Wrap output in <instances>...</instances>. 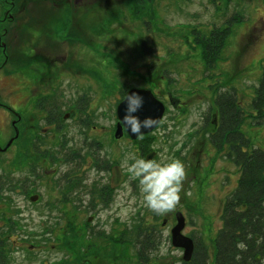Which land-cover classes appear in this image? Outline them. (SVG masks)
<instances>
[{"label":"rangeland","instance_id":"1","mask_svg":"<svg viewBox=\"0 0 264 264\" xmlns=\"http://www.w3.org/2000/svg\"><path fill=\"white\" fill-rule=\"evenodd\" d=\"M11 1L15 18L0 22V43H7L0 45V146L15 138L0 150V173L11 169L14 179L26 184L11 194L16 207L10 213L19 225L6 246L10 264H139L140 249L144 258L149 254L148 264H181L183 251L171 243L178 211L187 219L183 232L205 241L212 263L222 207L240 170L211 145L212 125L206 127L203 115L217 114L215 91L233 89L246 117L252 110L264 71V0H0V19ZM229 24L216 68L205 72L212 57L206 59L198 41ZM129 87L151 88L167 106L160 128L141 143L126 135L115 138L117 106ZM38 96L54 100L67 118L50 124L51 106L36 107ZM242 126L264 148V126H253L251 118ZM35 135L37 153L43 146L64 158L59 153L64 145L66 152L79 149L78 157L73 164H55L51 157L33 155L32 166ZM89 148L97 149L99 164L106 162L107 169L93 165L85 155ZM155 151L150 160H180L186 171L179 203L163 215L144 206L139 180L128 171ZM36 164L44 168L33 177ZM115 164L126 177L105 204L99 192L110 183ZM71 166L77 181L94 184L96 210L86 190L72 192L66 204L60 200L67 189L59 187L58 177ZM79 195L87 200L80 206ZM145 232H154V243L146 247Z\"/></svg>","mask_w":264,"mask_h":264},{"label":"trees","instance_id":"2","mask_svg":"<svg viewBox=\"0 0 264 264\" xmlns=\"http://www.w3.org/2000/svg\"><path fill=\"white\" fill-rule=\"evenodd\" d=\"M231 24L227 27L215 28L210 32L208 38L199 39L198 43L205 46L204 52L207 54L206 59L212 57L210 61L207 59L208 64L206 66V71H212L216 68L214 66L216 63L214 58L224 47L231 33ZM45 65L48 66L47 62H45ZM207 76L211 75L207 74ZM129 88L127 90H129ZM233 90L222 91L219 94L215 91V104L212 110H216L217 114H206L204 116L206 127L212 125V143L215 144L220 152H225L227 158L233 160V162L238 165L240 177L236 187L227 197L226 204L222 207L221 218L223 224L218 230L215 238V255L213 262L211 263L210 261L212 257L209 253L207 244L205 241L198 239L196 240V247L192 255V258L196 262L190 261L189 264H261L264 259V148L256 145V142L245 132L242 126L246 118H251L253 126H264V71L260 78L259 85L255 89V96L251 102L252 110L247 112L248 117L245 116L246 109H244V106L238 101L235 89ZM44 102L45 100L39 101L37 107L42 109L46 108ZM48 114L47 120L50 124L53 123V119H57L60 116L57 110L54 111L57 117L53 116L51 110H49ZM203 129H205V126ZM150 139L154 140L155 138L151 137ZM135 142L140 143L136 140ZM145 145L146 143L144 142L142 148L147 150ZM59 149V153H64V158L61 156L57 158L55 156L56 154L50 151V157L55 164L58 162L73 164L74 159L78 157V152L80 151L78 149L75 150V152H71V148H69V152H66L64 145H61ZM96 150L97 149H93L91 151L89 148L88 151L85 152V155L89 154V156L92 157L94 166H103V168L106 166L104 169H107L106 162L104 164H99V156L95 155ZM85 155H83V157ZM71 167L72 169L70 171L63 172L62 175L58 177L59 180L57 182L59 183V187L67 189V192L63 193L64 197L60 200L64 202L63 204H66L70 201L69 196L72 192L81 193L86 190L89 196H93L91 204L95 206V204H97V197L95 198L96 190L93 188L94 184L89 188L88 184H86L87 182L84 183L83 180L77 181V178L73 175L77 169L74 166ZM40 168L43 170L42 167ZM38 169L39 168L35 166L36 173L40 171V169ZM6 171L7 172L0 173V264H10L11 262L10 254L6 251V246H11V243H13L11 240L9 241V237L14 228L19 225V222L13 219V215L10 213L13 207H16L12 204L13 198L11 194L15 192L16 189L26 184L25 180L21 185V180L14 179L11 169ZM33 177H35V175H33ZM28 178L30 180V176ZM52 179L56 178L52 177ZM63 183L65 184L64 186H62ZM110 183L107 184V188L111 189ZM104 189L105 188L100 189L98 198L103 200L106 204L108 200L106 198L107 193ZM24 190L29 191L28 188ZM79 198L80 200L77 203L80 206L83 204L82 200L84 197L79 195ZM2 203L6 206H2ZM244 205H246L245 208H243ZM4 227H7V229ZM153 236L154 232H145L144 237L146 240L143 242L144 247L148 246L149 243H154ZM143 253L144 251L140 249L138 257L144 258ZM146 256L148 257L149 254Z\"/></svg>","mask_w":264,"mask_h":264},{"label":"clouds","instance_id":"3","mask_svg":"<svg viewBox=\"0 0 264 264\" xmlns=\"http://www.w3.org/2000/svg\"><path fill=\"white\" fill-rule=\"evenodd\" d=\"M123 122L132 133L142 137V129L154 127L157 120L146 117L141 121L134 115L143 106V97L138 92H130L126 98ZM132 177L139 180L144 206L157 215L174 210L180 201L183 181L186 178L185 166L180 160L157 163L150 159H136L128 165Z\"/></svg>","mask_w":264,"mask_h":264},{"label":"water","instance_id":"4","mask_svg":"<svg viewBox=\"0 0 264 264\" xmlns=\"http://www.w3.org/2000/svg\"><path fill=\"white\" fill-rule=\"evenodd\" d=\"M5 46V44H2ZM130 92H138L140 96L143 97V106L137 111L134 115H136L141 121H143L146 117H152L157 120V123L154 127L151 128H144L142 129V134L149 133L153 131L159 124L160 120L162 119L166 106L165 104L158 99L153 91L150 88H140V87H134L131 88L125 98L119 103L117 107V116H118V122H117V128L115 131V137L120 138L124 135V129H126L129 133V135L132 138H137L138 135L132 133L130 128L123 122V118L125 116V108H126V98ZM68 116V115H67ZM18 135V130H16V136ZM15 137H12L10 139V142L5 146L1 147L0 150H6ZM155 152L150 153L147 155V159L153 158ZM124 180V174L121 170V167L119 165H115L112 167V177H111V185L113 187H116L122 183ZM38 198L37 195L32 196V199ZM246 205L243 206L245 208ZM177 223L172 228V242L175 246H181L184 248V259H190L193 250H194V241L191 237L186 236L183 233V229L186 225V217L185 215L178 211L176 213Z\"/></svg>","mask_w":264,"mask_h":264},{"label":"flooded vegetation","instance_id":"5","mask_svg":"<svg viewBox=\"0 0 264 264\" xmlns=\"http://www.w3.org/2000/svg\"><path fill=\"white\" fill-rule=\"evenodd\" d=\"M10 9L9 10H7V12L5 13V17H4V19H0V22H1V20H5V19H7L8 17H10V19H13V18H15V15L13 14L14 13V10H15V5H14V1H11V3H10ZM12 11V12H11ZM1 29H2V27H1V25H0V31H1ZM0 37H1V35H0ZM3 43H5V45L7 46V43L6 42H4V41H2L1 43H0V45L3 47ZM41 59H42V56H41ZM43 64V63H42ZM40 68H42V70H45V66H42L41 64H40ZM44 101L45 100V102H44V106L47 104L48 106H51V108H50V110L53 112V116L54 117H57V114H54V111H56L57 110V112L59 113V117H61L62 115H63V118H67V115H65V114H63L64 112H62L61 111V108H60V106L59 105H53L54 104V100H52V99H48V98H42L41 96H38V97H36V99H34V103H35V106L37 107V104L39 103V101ZM76 105V104H75ZM71 107V106H70ZM75 107H77V105L76 106H74V107H71L72 109H75ZM39 109H42V108H39ZM46 108H44V109H42V110H45ZM12 112H14V113H17V111L16 110H13V109H10ZM18 114V113H17ZM67 114V113H66ZM18 120V119H17ZM202 121H203V119H202ZM19 121H15V123L14 124H17ZM204 122L206 123V120L204 119ZM161 124H162V121H161V123L159 124V126L157 127V129H159L160 128V126H161ZM157 129L155 130V132L157 131ZM154 132V133H155ZM192 132H194V131H192ZM214 132V131H213ZM15 133H16V131H15ZM128 132L125 130V132H124V137H125V135L127 136V138H129V139H131L130 137H129V135L127 134ZM13 137H15V136H13ZM40 138H42V143H44V138H43V136L42 137H40ZM145 137L144 136H142V137H139L136 141H139L140 143H141V141H143V139H144ZM146 142V141H145ZM155 141H153V143H154ZM30 143H31V147H32V149H31V147H30V153H31V155H32V161H33V163H32V166H34L35 165V157L33 156V155H35V156H40V154H42L43 155V160L45 161V160H50V151L49 150H47V149H45L43 146H42V152L41 153H37L36 151H38V150H36V149H39V147H40V140L39 139H37L36 140V135H35V137L33 136V138L31 139V141H30ZM210 143H211V145L213 146V147H215V148H217L216 146H215V144H213L212 143V132H210ZM37 146V147H36ZM159 149V148H158ZM155 153H156V151H155ZM148 155V154H147ZM227 158V157H226ZM36 166L39 168V166H42V168H44L43 167V165H41V164H36ZM112 168V167H111ZM112 172V171H111ZM35 177H36V175H37V173L35 172ZM126 175V174H125ZM126 177V176H125ZM110 182H111V178H110ZM111 184V183H110ZM102 188H105L104 190H105V192L107 193V195H106V198H107V200L108 201H110V199H111V195L113 194V192L118 188V187H113L112 185H111V189L110 188H107V185H104ZM105 193V194H106ZM83 197V196H82ZM89 198V197H88ZM84 201H87L86 199H84L83 198V203H84ZM91 206L93 207V209L94 210H96V207L93 205V204H91ZM167 222V219L165 218L164 219V224ZM176 223H177V221H176ZM175 223V224H176ZM186 223H187V219H186ZM174 224V225H175ZM173 225V226H174ZM173 228V227H172ZM172 228H171V231H172ZM184 231V230H183ZM187 235V234H186ZM155 236H158V238L161 236V233H160V231L159 232H155ZM188 236H190L193 240H194V250H195V247H196V238L195 237H193V235L191 234V235H188ZM171 243H172V245H173V242H172V238H171ZM174 246V245H173ZM159 247L160 246H158L157 247V250L159 249ZM178 248H181L182 249V251L184 252V248L183 247H178ZM183 252H182V255H183ZM193 255V254H192ZM137 258H138V261H137V263H139V264H148L149 263V258L148 257H145V258H140V257H138L137 256ZM179 259H180V261H181V264H189L190 263V261H192V262H196L192 257L189 259V260H184L183 259V257L182 256H180V257H178Z\"/></svg>","mask_w":264,"mask_h":264}]
</instances>
